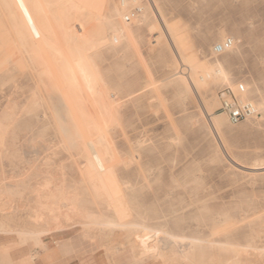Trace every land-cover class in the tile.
<instances>
[{"label": "rangeland", "instance_id": "374dc122", "mask_svg": "<svg viewBox=\"0 0 264 264\" xmlns=\"http://www.w3.org/2000/svg\"><path fill=\"white\" fill-rule=\"evenodd\" d=\"M150 3L159 6L165 19L170 22L173 36L167 46L156 41L146 26L140 27L137 30L141 39L138 58H132L129 53L123 59L109 58L107 55L109 60L103 68L107 70L109 79L114 82L120 79L122 84L128 85L129 90H138L144 84L152 85L151 88L158 93L153 95L141 90L139 101L134 102L136 106L127 99L121 100L124 102L121 110L123 128L113 133L112 141L123 152L127 150V144L141 141L145 146L157 148L153 153L146 150L142 154L141 164L148 163L150 167V172L146 173L148 188L143 186L140 179L133 178L134 172L130 174L136 183L132 193L135 203L158 216L176 212V217L183 218L187 233L196 235L200 232L206 244L202 249L194 250L189 259L180 261L177 259L179 254L173 252L174 246L166 241L155 242L142 235L129 236L124 232L110 234L97 228L86 231L79 227L52 234L63 236L56 247L60 250L59 245H64L69 250L63 253L65 262L96 251L110 256L115 247L126 249L133 244L139 246V250L147 256L154 258L160 255L163 258L159 261L161 264H199L200 260L205 264H222L228 260L232 264L242 259L239 253L249 251L254 252L249 256L251 261L260 259L254 249L226 247L218 242L209 245L208 242L230 241L243 246L264 244V231L251 229L257 225V217L264 216V120L257 125L251 123V118L235 125L228 122L225 144L237 161L223 160V153L215 151V143L204 129L205 123L200 116L201 103L191 97L179 102V89L175 81L180 74L171 66L182 56L190 58L186 54L189 52L186 47L190 43L199 61L218 59L223 62L237 92L239 85L244 86L249 82L264 96V0L108 2L109 7L120 14V21L123 24L131 22L133 28L141 8L143 12L148 8L151 14ZM1 22L3 17L0 11V35L4 32ZM222 34L236 42L237 51L220 55L212 53L214 45L220 43ZM139 62L142 69L138 66ZM114 63L121 64V69L112 70ZM158 85L165 87L158 90ZM32 86L33 77L25 69L24 62L5 51L4 43L0 40V122L11 111L24 108ZM213 91L218 105L214 106L209 95H206V100L210 101L214 114L218 115L222 113L221 99L234 93L226 88H215ZM157 98L166 99V104L157 103ZM171 124H176L180 135V144L175 148L168 147L172 135ZM8 131L6 146L0 157V180L24 177L27 183L25 199L29 206L34 203L39 184L47 181L48 172L53 171L55 166H65L71 172L69 180L76 178L71 161L57 144L54 132L41 119L18 114ZM13 132L15 143L11 147L8 143ZM255 159L262 165L255 166ZM203 208L209 213L203 212ZM28 209L27 206L12 216L7 215L10 220L6 221V232H0L2 249L17 252L28 247L23 236L7 232L9 228L16 230L25 221L32 224L26 220ZM6 214L0 213V219H4ZM201 216H204L203 221L200 220ZM225 216L234 219V224H222ZM215 225L223 230L219 237L210 234L209 228Z\"/></svg>", "mask_w": 264, "mask_h": 264}, {"label": "bare ground", "instance_id": "6f19581e", "mask_svg": "<svg viewBox=\"0 0 264 264\" xmlns=\"http://www.w3.org/2000/svg\"><path fill=\"white\" fill-rule=\"evenodd\" d=\"M108 2L0 0L5 23L0 40L4 43V50L23 61L25 69L33 77L30 97L24 108L11 111L0 122V157L6 146L9 127L16 116L33 115L54 132L57 144L68 156L76 174L74 180H69L71 172L63 165L55 166L48 172L47 181L39 184L31 206L25 199L27 183L24 177L1 179L0 213L8 214L0 219V232H6L5 224L10 220L7 215L12 216L28 206L26 220L32 224L25 221L16 230L9 228L7 232L23 236L30 244L45 234L61 233L68 228L81 227L86 231L97 228L110 234L124 232L129 236L142 235L155 242L166 241L174 246L172 249L175 255L179 254L178 260L189 259L194 250L202 249L206 244L201 233L189 235L183 226V218L176 217V212L155 215L135 203L132 195L136 183L130 174L134 172L133 178L140 179L148 188L146 173L150 172V167L148 163L141 164L142 154L146 150L153 153L157 148L145 146L141 141L127 144L128 148L123 152L112 141L113 133L123 128L121 110L124 102L121 100L127 99L135 105L141 90L153 95L158 92L151 88L152 85L144 84L138 90H129L120 79L116 82L109 79L107 70L103 68L109 60L107 55L123 59L129 53L132 58H138L141 39L137 30L140 27L146 26L154 39L165 46L173 36L172 28L156 4L150 3L151 14L148 8L144 12L140 9L133 28L131 22L123 24L120 21V14L115 8H110ZM226 39L232 40L233 45L225 53L237 51L238 45L231 37L225 38L222 34L220 43ZM113 65L112 70L121 69V64ZM138 66L142 69L140 62ZM171 69L180 74L175 81L179 102L191 97L201 103L200 116L205 123L204 129L215 143V151L223 153V160L237 161L225 144L227 117L213 112L210 101L214 106L218 105L213 89L226 88L234 93L240 104L250 105L254 112L251 123L256 125L264 120V96L249 82L245 83L242 92H237L230 72L218 59L192 61L182 56L173 61ZM161 87L165 86L158 85L157 89ZM206 95L211 96L210 101L206 100ZM162 99L157 98V103L166 104V99ZM170 127L172 135L168 147L175 148L180 144V135L176 124ZM11 135L8 145L13 147L15 133ZM254 161L255 166L262 165L258 159ZM202 211L209 213L206 208ZM200 220L203 221L204 216ZM234 222L230 216H225L222 224L232 225ZM251 229L264 231V216L257 217V225ZM209 230L212 237L223 233L217 225ZM216 242L226 247L254 249L259 256H264V244L243 246L230 241L208 244ZM111 251L110 257L115 262L120 257L127 260L148 257L135 244L126 249L115 247ZM154 258L161 264L163 258L160 255ZM199 264L205 262L200 260Z\"/></svg>", "mask_w": 264, "mask_h": 264}, {"label": "crops", "instance_id": "0c3cea01", "mask_svg": "<svg viewBox=\"0 0 264 264\" xmlns=\"http://www.w3.org/2000/svg\"><path fill=\"white\" fill-rule=\"evenodd\" d=\"M4 24L3 18V25ZM186 49L189 50L186 54L189 55L190 60L199 61V58L190 43ZM61 238H63V236L45 234L34 244H30L26 241L29 248L27 247L26 249L19 250L17 252L4 250L0 247V264H159L153 257L150 256L134 258L131 260H127L126 257H120L115 262L112 260V257L106 255V253H99L98 251L94 253H86L78 258L65 262L62 256L63 253H67L69 250L64 245H59L60 250L56 247L57 243H61ZM239 254L243 256L242 259H238L232 264H264V256H258L260 259L257 260H250L249 256L254 254L252 251ZM221 263L231 264L228 260Z\"/></svg>", "mask_w": 264, "mask_h": 264}, {"label": "built area", "instance_id": "2783aa9c", "mask_svg": "<svg viewBox=\"0 0 264 264\" xmlns=\"http://www.w3.org/2000/svg\"><path fill=\"white\" fill-rule=\"evenodd\" d=\"M135 11L134 13H136ZM233 45V41L226 39L223 43L214 45L212 53L220 55L228 51ZM239 92H242L243 86L239 85ZM220 109L222 113L227 117L228 122L235 125L243 120L252 118L254 112L251 106L248 104H240L234 95L224 96L220 101Z\"/></svg>", "mask_w": 264, "mask_h": 264}]
</instances>
